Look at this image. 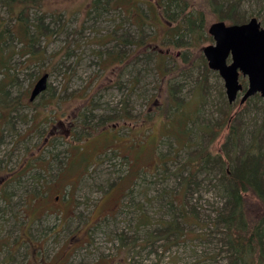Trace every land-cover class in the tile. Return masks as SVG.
Returning a JSON list of instances; mask_svg holds the SVG:
<instances>
[{"label": "rangeland", "instance_id": "obj_1", "mask_svg": "<svg viewBox=\"0 0 264 264\" xmlns=\"http://www.w3.org/2000/svg\"><path fill=\"white\" fill-rule=\"evenodd\" d=\"M39 1L26 19L41 29L31 54L13 36L0 51V264H230L212 224L224 201L217 166L191 161L220 148L229 120L239 149L251 133L264 139L261 101H227L202 53L211 37L166 43L174 24L152 11L155 0H134L138 10ZM204 11L207 32L220 20ZM10 17L0 4V28L15 27ZM43 74L47 89L29 101ZM172 100L182 107L166 128Z\"/></svg>", "mask_w": 264, "mask_h": 264}, {"label": "trees", "instance_id": "obj_2", "mask_svg": "<svg viewBox=\"0 0 264 264\" xmlns=\"http://www.w3.org/2000/svg\"><path fill=\"white\" fill-rule=\"evenodd\" d=\"M112 2L134 3L138 10L135 4L139 1L107 0L109 5ZM254 2L259 4L260 9L257 11L248 10L251 9ZM0 4L6 7L11 16L10 19H14V25L16 24L15 27L12 26L11 28H0V51L5 52L2 45L7 37L13 36L21 41L27 39L28 43H23V49H25L26 55L31 54L29 48L36 36L40 35L41 29L39 26H35L33 27L34 31H30L26 19L31 8H39L40 1L0 0ZM246 7L250 8L245 10ZM205 9L212 13L215 18L228 24H242L252 17L264 22V0H155L152 11L154 13L159 12L160 17L166 23L174 24L170 31L172 33L166 36V43L178 45L180 36L186 34L191 40L187 45L199 46L210 39L206 32ZM129 11H127V16H129ZM114 54V56L109 54L112 61H120L119 53L115 52ZM168 58L169 56H164V60ZM200 60L204 64V59L200 58ZM0 64L1 69H5L6 62L3 60L0 61ZM240 78L245 85L244 77ZM0 93H2V87H0ZM171 94L170 92L169 95L171 96ZM253 99L261 101L262 115H264V102L258 94L248 98L245 102ZM181 107L182 105H174L172 100L162 109L160 116L166 128L172 124V120L176 117L175 113L181 110ZM188 120L191 118L189 117ZM253 120L254 118H252ZM184 121L185 119L177 120L176 123L180 125ZM229 121L228 125L230 123L231 125L228 127L225 140L220 148L214 151L204 148L196 153L191 163L195 166V170L206 168L211 163L217 166L220 176L216 180L224 201L217 208L216 217L212 224L222 226L221 242L229 263L264 264V212L254 210L257 209L254 208L255 205L264 207V139L256 132L251 133L249 143L239 149L242 141V136L238 133L239 125L234 123L233 125L232 120ZM247 124L250 123L247 122ZM171 131L173 130L168 129V134ZM177 131L184 133L181 129ZM203 133L205 132L203 131ZM169 136L172 135L169 134ZM169 225L172 227L173 223H169L167 227Z\"/></svg>", "mask_w": 264, "mask_h": 264}, {"label": "water", "instance_id": "obj_3", "mask_svg": "<svg viewBox=\"0 0 264 264\" xmlns=\"http://www.w3.org/2000/svg\"><path fill=\"white\" fill-rule=\"evenodd\" d=\"M214 43L202 48L209 69L221 77L227 101L234 102L240 93V104L258 94L264 100V25L256 17L242 24L211 23L207 29ZM246 79V86L240 82ZM48 74L34 83L29 101L47 89Z\"/></svg>", "mask_w": 264, "mask_h": 264}, {"label": "bare ground", "instance_id": "obj_4", "mask_svg": "<svg viewBox=\"0 0 264 264\" xmlns=\"http://www.w3.org/2000/svg\"><path fill=\"white\" fill-rule=\"evenodd\" d=\"M21 105V104H20Z\"/></svg>", "mask_w": 264, "mask_h": 264}]
</instances>
